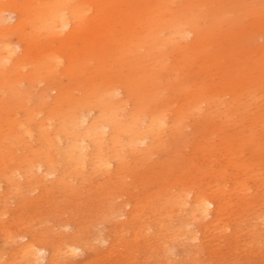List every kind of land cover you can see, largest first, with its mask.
<instances>
[{"label":"bare ground","instance_id":"obj_1","mask_svg":"<svg viewBox=\"0 0 264 264\" xmlns=\"http://www.w3.org/2000/svg\"><path fill=\"white\" fill-rule=\"evenodd\" d=\"M263 34L264 0H0V197L17 195L23 203L38 205L48 201L51 190L70 193L82 184L94 186L106 199L101 220L110 219L114 239L124 238L121 232L161 196L154 192L136 209L128 199L115 203L125 194L117 181L126 158L142 159L157 146L185 142L186 128L201 123L193 154L206 156L209 147L217 146V156L205 164L193 162L186 175L162 183L168 192L164 205L183 211L191 219L187 224L195 223L187 241L202 243L210 226L216 229L229 213V198L235 205L231 212L240 210L241 217L251 207L250 180L258 177L248 172L264 171V42L255 43ZM242 43L249 45L245 53ZM213 133L222 136L213 139ZM245 152L248 160L242 158ZM94 176L103 183L92 182ZM204 178L216 185L202 184ZM174 184L179 187L170 192ZM82 235L77 229L62 247L48 252L19 233L15 238L26 240L15 250L27 264H52L58 254L83 253ZM116 246L112 241L107 252Z\"/></svg>","mask_w":264,"mask_h":264},{"label":"rangeland","instance_id":"obj_2","mask_svg":"<svg viewBox=\"0 0 264 264\" xmlns=\"http://www.w3.org/2000/svg\"><path fill=\"white\" fill-rule=\"evenodd\" d=\"M12 19L14 20V16H12ZM262 42H264V34L262 35V38L257 37L255 43L260 44ZM242 45H243V48H241V51H242V53H245V49H248L249 45L246 43H242ZM202 125L203 124H201V123H196L195 127L193 129L187 127L186 133L184 135V136H186V138L184 139L185 142L182 139V140L174 142L173 144L170 143L169 145H166L165 147H163L164 145L157 146L155 149L152 150V152L149 155H147L146 157H144L142 159H139L137 156L126 158L127 166H126L124 172L121 173L122 178L118 179V181H117V183L120 181L119 184L121 186H123L122 188H120V190L122 189V191H124L125 194L120 195L119 198L116 197L115 203L119 204V203H121L122 200L128 199L130 201V204L134 205L135 206L134 208L136 209V205H138V204H142L144 206V204H143L144 199L147 198V196H149V195H155L154 192H158L159 194H161V196L159 199H156V205L153 208L150 209L148 207H145L144 211L140 212V214H139L140 217H138L137 219L134 218L133 223L130 224V230H128V231L124 230V232L123 231L121 232L122 236L124 238L118 239L119 236H117V238L114 239L112 234H110V228L112 226V224H110V222H109L110 219L104 220V221L101 220V212L104 210L103 205H105L103 203V201L104 200L106 201V199H104L103 197L100 196L101 191L99 189L95 188L94 186L82 184V187L80 186L74 192H70V193H63V192L56 190V189H54L55 191L51 190V192H50L51 197L48 196V198H49L48 201H46V200H44V201L40 200L41 202L37 201V202H39L38 205L34 201L23 203L24 200L22 199L20 201L19 197L17 195H15V198H13V195L1 196L0 197V205H2L3 208H2V206H0L1 207L0 208V213H1L0 214V219H1L0 220V222H1L0 223V228H1L0 229V249H1L0 250V260H2L4 257L5 258L3 259L4 261L3 260H2V262L0 261V264H15V263L16 264H18V263L19 264H27L25 259L23 257H20V253L16 251L17 250V244L19 242L26 240L25 238L33 239L38 244L41 243L40 245L47 248L48 252H49L51 249H59L60 247H62L63 241L66 240L68 237H70L71 233L77 229L81 230V233L83 234L82 238H83V240H85L84 245H86L85 251L83 253H78L79 255L77 254L76 256H74V258L69 257V256H62V254H58V256H56V258H55L56 261L54 260V262L52 264H55V263L56 264H63V263H65V264H67V263L68 264H72V263L73 264H100V263L101 264H167V263L168 264L169 263L170 264H176L177 262L180 263L181 261H182L181 262L182 264H189V263L190 264H196V263L197 264H215V263H217V264H264V240H262V239H264L263 238L264 237V202L262 200H260V198H261L260 196L263 197V195H264V178H263L264 177L263 176L264 171H263V173L260 172L263 170V168H259L257 170L256 175H253L256 172V170H255V172L254 171L248 172V174L252 175V178H253V176L258 177V179L253 178L250 180V182H252L251 184L253 185V189L251 190V191H253V193L251 196H255V197H253V202L251 204V207L248 208L241 217L240 216V210H237L236 212H231L233 210L232 208H235V205L233 202L234 201L233 198H229L228 201H232L231 207L228 208V212L230 214L228 213V214H226L227 216H225V215L221 216L222 218L218 220L219 222L217 221L218 224H216V225L218 227L216 229H214V227H215L214 225H213V228H212V226H210V229H209L210 234L207 236V239L203 238L204 241L202 243H197L198 241H195V240L187 241L188 239L186 237H188L190 234V231H192V229H194L195 223L193 222V224H191V225L187 224L188 222L191 221V219H187L184 216V214L182 213L183 211H180L174 207L171 208L169 206H165L163 203V198L166 195H168V192H165L164 191L165 188H163L164 186H166L165 184L163 185V183H162V181L164 179L168 178L172 181L176 180V175H180L179 177H181L182 175H186L188 173V171H186V168H188V166H190L193 162H199L200 164L201 163L205 164V161H207L211 157V155L215 156V157L217 156V154H218L217 153V149H218L217 146L209 147L210 153H208L206 156H204V154L203 155L199 154L198 156L197 155L194 156V154H193L195 152L198 153V149L195 148V145L193 147V144L196 140H198L201 137L199 126H202ZM214 126H215V123L211 124L210 129H212ZM209 131H211V130H209ZM227 132H229V131H227ZM210 136L213 139H220L222 135L219 133V134H217L218 137H216L215 133H213ZM216 142L217 141L215 140V143ZM211 143L214 144L213 142H211ZM247 152H248V150H247ZM247 152L242 154V158L244 160H248L250 158V153H247ZM178 159H180V161H181L180 165L176 163V161ZM169 168H170V170H168ZM183 170H184V172H183ZM259 176H261V178ZM103 180L104 179L99 178L98 176H94V179L92 178V182L97 181L98 184H102ZM75 181L79 182L78 179H75ZM262 181H263V183H262ZM202 184H206V185L209 184L208 186H210V187H214L216 185L214 181L209 180L207 178H204ZM260 186H261V188H259ZM177 187H179V186H177V184L176 185L174 184L168 190L170 192L175 191L177 189ZM95 193L97 195H95ZM133 193L135 196H133ZM75 195H77V196H75ZM87 195H89V196H87ZM72 196H74V197L71 198ZM93 198H94V200H93ZM95 199L98 201H96ZM239 199H242V197H239ZM249 199L250 198H248L247 200H249ZM2 200L6 201V202H3ZM73 201H75V202H73ZM94 201H96V202L93 203ZM10 203H11V205H10ZM16 203H17V205H16ZM76 203H78V204H76ZM30 204H31V206H29ZM42 204H44V205L42 206ZM66 204H69V206ZM74 204L77 206H75ZM58 206H59V208H58ZM92 206L94 208H92ZM95 206H96V208H95ZM80 207H82V208H80ZM90 207H91V209H90ZM76 208H77V210H75ZM170 208H171L172 212H169ZM19 209H20V211H17ZM46 209L49 211L45 212V211H47ZM82 209H83V211H82ZM93 209L95 210V213H94ZM149 209L152 213L149 211ZM158 209H160V210H158ZM34 210H36V211H34ZM97 210H99V211L97 212ZM41 211H42V213L44 212L45 214L43 215L41 213ZM57 211H58V213H57ZM91 211H93V212H91ZM32 212H33V214H32ZM59 212H60V214H59ZM76 212H78V213H76ZM164 212H165V214H164ZM3 213H4V215L6 213L5 217L3 216ZM28 213H29V215H28ZM35 213H38V214H35ZM39 213L41 214V216H39L40 215ZM14 214H16L17 216ZM50 214L52 216H49ZM149 214H151V215H149ZM11 215L13 217H11ZM28 216H31V217H28ZM57 216L58 217L60 216V217L57 218ZM234 216L237 219H235ZM79 217H81V218H79ZM65 218H67V219H65ZM142 218H144V219H142ZM228 218H229V220H228ZM19 219H20V221L18 222L17 220H19ZM26 219H28V220H26ZM32 220H33V222H31ZM223 220L225 222H223ZM254 220H256V221H254ZM26 221H28V223H26ZM63 221H64V223H63ZM230 221H231V223H230ZM89 222H91V223H89ZM238 222H240V223H238ZM243 222H244V224H243ZM8 223L9 224L11 223V224L9 225ZM97 223L100 224L101 226L98 225ZM5 224H7V225L3 226ZM65 224H68V225L65 226ZM227 224L230 225L229 230L226 229L223 231V233L222 232L219 233L217 231L218 229L220 230V228L222 226H225ZM21 225H22V227L24 225V227L22 228ZM158 225L161 226V228ZM60 226H62V227H60ZM28 227H30V228H28ZM32 227H34V228L32 229ZM95 227H97V229ZM253 227H256L257 229L253 230ZM2 228H4V229H2ZM63 228H65V229H63ZM103 228H105L106 230L104 229L105 230L104 231ZM153 228H155V229H153ZM12 229H13V233H16V234L26 233L27 237H25L22 241L19 240L18 237L16 239L15 238L16 234L12 233ZM58 229L63 230V231H59ZM181 229H184V230L187 229L186 231L189 233H186V231L181 230ZM66 230L70 231V233L67 232ZM136 230H139V232H138L137 237L134 239L135 240L134 241L132 237H133L134 232ZM144 230H146V231H144ZM210 230H212L213 232H211ZM261 230H262V232H261ZM1 231H4V232H1ZM33 231H35V232H33ZM54 231H55V233H54ZM97 231L99 232V235H98ZM147 231H148V233H147ZM160 231H162V232H160ZM163 231H165V232H163ZM169 231H170V233H168ZM100 232H102V233H100ZM143 232H145L147 235H145ZM174 232H176V233L174 234ZM237 232H239V233H237ZM4 233H6V234H4ZM126 233H127V235H126ZM142 233H143L142 236H145V237L139 238L140 234H142ZM178 233H180V235ZM167 234H168V236H167ZM176 234H177V237H176ZM161 235H163V236L160 237ZM183 235H184V237H183ZM9 236L10 237L12 236V238L14 240L16 239V241H14V240L11 241ZM65 236H67V237H65ZM101 236H106L107 241L99 243L100 242L99 239ZM156 236H158V237H156ZM234 236H235V238H234ZM36 237H37V239H36ZM152 238H156L158 240H156V239L153 240ZM176 238H178V239L176 240ZM179 239L181 240V242ZM17 240H19V241H17ZM90 240L92 241V243ZM162 240L164 241V243ZM169 240H171L172 242ZM112 241L115 244H117V246H116V248L114 247L111 252H107L106 247L108 245H111ZM165 241H167V242H165ZM137 243H138V245H136ZM177 243L179 245H177ZM260 243L263 244L262 245L263 247L261 246ZM210 244H211V247H209ZM12 245H13V247H12ZM100 245H101V247H98ZM142 245H144V246H142ZM87 246H88V248H87ZM102 246H104V247H102ZM160 246H161V248H160ZM213 246H215V247L213 248ZM15 247H16V250H15ZM202 248H203V250H202ZM262 248H263V250H262ZM161 249L162 250L166 249L167 254H165V250L162 251ZM156 250L158 251V253H156L157 252ZM168 250H171V251H168ZM136 252H137V254H136ZM160 253H162V254H160ZM3 254H5V256H1ZM12 254H14V255H12ZM174 254H175V256L176 255H178V256H176V258H174L175 257ZM195 254H196V256H195ZM154 255L156 256V259H154L155 258ZM161 255H162V257H160ZM164 255L167 256L168 261H167L166 256H164ZM179 255H180V257H179ZM190 255H192L193 259L195 258L194 259L195 261H193L191 259L192 257H190ZM251 255H253V256H251ZM115 256H117V257H115ZM163 257L166 259L163 260ZM21 258H23V259L21 260ZM198 258H199V260H198ZM60 259H61V261H60ZM124 259H126V260H124ZM14 261H16V262H14ZM62 261H63V263H62ZM164 261H165V263H164ZM184 261L187 263H184ZM190 261H192V262H190ZM248 261H249V263H248Z\"/></svg>","mask_w":264,"mask_h":264}]
</instances>
